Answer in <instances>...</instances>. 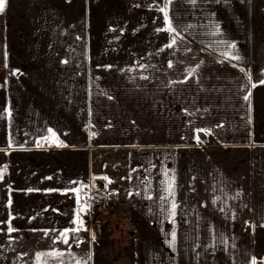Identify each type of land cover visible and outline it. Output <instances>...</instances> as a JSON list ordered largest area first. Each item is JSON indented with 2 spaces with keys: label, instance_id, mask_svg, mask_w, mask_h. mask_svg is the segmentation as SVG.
Instances as JSON below:
<instances>
[{
  "label": "crops",
  "instance_id": "1",
  "mask_svg": "<svg viewBox=\"0 0 264 264\" xmlns=\"http://www.w3.org/2000/svg\"><path fill=\"white\" fill-rule=\"evenodd\" d=\"M21 263L264 264V0H0V264Z\"/></svg>",
  "mask_w": 264,
  "mask_h": 264
},
{
  "label": "built area",
  "instance_id": "2",
  "mask_svg": "<svg viewBox=\"0 0 264 264\" xmlns=\"http://www.w3.org/2000/svg\"><path fill=\"white\" fill-rule=\"evenodd\" d=\"M107 181L101 175L92 176L80 186V213L79 218L83 227L91 229L94 218L111 201L107 190Z\"/></svg>",
  "mask_w": 264,
  "mask_h": 264
},
{
  "label": "trees",
  "instance_id": "3",
  "mask_svg": "<svg viewBox=\"0 0 264 264\" xmlns=\"http://www.w3.org/2000/svg\"><path fill=\"white\" fill-rule=\"evenodd\" d=\"M55 139V135L49 136L47 139H44L42 141H39L37 146L41 147L43 144L51 145L53 144L52 141Z\"/></svg>",
  "mask_w": 264,
  "mask_h": 264
},
{
  "label": "rangeland",
  "instance_id": "4",
  "mask_svg": "<svg viewBox=\"0 0 264 264\" xmlns=\"http://www.w3.org/2000/svg\"><path fill=\"white\" fill-rule=\"evenodd\" d=\"M56 138V137H55ZM21 264H26V263H21Z\"/></svg>",
  "mask_w": 264,
  "mask_h": 264
}]
</instances>
